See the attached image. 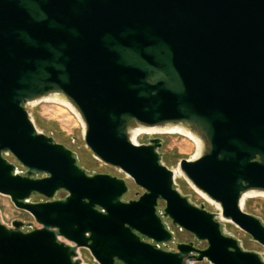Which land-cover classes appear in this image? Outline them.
Here are the masks:
<instances>
[{"label":"water","instance_id":"1","mask_svg":"<svg viewBox=\"0 0 264 264\" xmlns=\"http://www.w3.org/2000/svg\"><path fill=\"white\" fill-rule=\"evenodd\" d=\"M55 100L74 111L96 160L146 190L138 202L122 203L123 181L88 177L37 128L28 106ZM175 128L202 148L178 174L219 214L176 188L161 139H132ZM60 190L70 197L29 202ZM248 194L264 197V0H0V195L41 226L0 220V264H84L80 249L98 264H264L219 221L264 248V224L241 205ZM159 200L208 247L168 253L143 242L172 240Z\"/></svg>","mask_w":264,"mask_h":264},{"label":"rangeland","instance_id":"2","mask_svg":"<svg viewBox=\"0 0 264 264\" xmlns=\"http://www.w3.org/2000/svg\"><path fill=\"white\" fill-rule=\"evenodd\" d=\"M28 111L35 121L37 128L48 136L69 149L73 150L83 166L90 171L96 172H113L108 166L96 160L93 153L86 147L84 141V127L79 119L66 107L56 105L54 103H41L37 105H29ZM146 135L150 137H160L163 139V147L160 150L162 162L172 170H178V165L182 160H190L196 156L197 148L191 139L181 134H142L138 137V144H142L146 139ZM8 159L16 164L14 157L9 156ZM176 188L184 196H187L190 202L198 207L204 206L211 213H220V209L206 199L203 195L193 190L184 178L178 174L176 179ZM244 212L260 219L264 224V197L257 196L248 198L243 207ZM23 216L11 202L10 198L0 195V220L7 227L13 220L23 218L26 221H31L37 228H41L35 220ZM219 221L222 225L224 233L232 236L240 241L243 249L248 252L257 253L264 261V248L253 239L236 227L232 222L220 217ZM180 242L193 240L188 233L181 231L178 234ZM194 241V240H193ZM200 249H206L207 243L195 242ZM169 249L173 250L174 246ZM82 259L86 264H98L94 261L90 253L82 251ZM200 264H210L203 262Z\"/></svg>","mask_w":264,"mask_h":264},{"label":"flooded vegetation","instance_id":"3","mask_svg":"<svg viewBox=\"0 0 264 264\" xmlns=\"http://www.w3.org/2000/svg\"><path fill=\"white\" fill-rule=\"evenodd\" d=\"M153 139H161L163 141V139L160 138V137H150V136L146 135V139H145L146 142L142 143L141 145H149L150 141L153 140ZM72 152L74 153V155H75V157H76V159L78 161V163H77L78 167L80 169H82L86 173V175L88 177L93 178V177H95L97 175H106V176H110L111 178H114V179H117V180H120V181L124 182V185L126 187V192L121 197V202L122 203L129 204V203H132V202H138L141 199V197H143L146 194V190L144 188H142L141 186L137 185L125 173L121 172L120 169L108 166L110 169H112L113 172L90 171L89 169H87V168H85L83 166V164L79 160V157L77 156V154L73 150H72ZM15 165H16V173L21 175V176H23V177H26L28 170L23 168L17 161H16ZM47 176L48 175H46V174H35L33 178L41 179V178H45ZM68 197H70V193L68 191L60 190V191L56 192L55 197L52 200H49L48 198L37 194V195L32 196L30 198L29 202L30 203H49V202H53V201H64ZM165 208H166L165 202L159 200L158 204H157V207H156L157 214H158V216H160V218L162 220V223L164 224L166 230L169 231L172 234V240L170 242H168V243H155L154 241L149 240V239H147L146 237H143V236H141V240L143 242L147 243V244L153 245L157 249L163 250V251L168 252V253H177L178 246L180 244H186V245L193 244L195 247H197L195 242H198V241L195 239V237L193 235H191L190 233H188L186 231L185 232L188 233L190 235V237L194 241L191 240V241L180 242L178 240V234L181 231H184V230H182L178 226H175L173 224L172 220H170L169 217H165V213H164ZM96 210H98V211H100L102 213H105V211L103 209H101L100 207H96ZM19 211L23 212V216H26V217H29V218L32 219V217L28 213H26V212H24L22 210H19ZM17 221L24 224V227L22 228L24 232H29V231L37 228L36 225H34L33 222L26 221L23 218H18L16 220H13L12 223L9 225V228H11L13 223L17 222ZM32 221H33V219H32ZM62 241L65 242L66 244H69V242H66L64 239H62ZM170 246H174V249L173 250L169 249ZM197 248H199V247H197ZM82 251H86V252L90 253V251L88 249H80L79 253H80L81 259H82V255H81ZM90 255H91V253H90ZM83 262H84V260H83ZM84 264H86V263L84 262ZM116 264H122V263L116 262Z\"/></svg>","mask_w":264,"mask_h":264},{"label":"bare ground","instance_id":"4","mask_svg":"<svg viewBox=\"0 0 264 264\" xmlns=\"http://www.w3.org/2000/svg\"><path fill=\"white\" fill-rule=\"evenodd\" d=\"M55 101L56 102L54 104L66 107L69 111H71L74 114V111L66 103L60 102L59 100H55ZM142 134H181V135L186 136L189 139H191L193 141V143L196 145V148H197L196 156H198L201 153V149L202 148L200 146V143L190 133H188L186 131H183L182 129L175 128V129H165V130H157V129L138 130V131L134 132L133 135H132L133 141L138 143L137 139ZM174 171L176 173V177H178V170H174ZM257 196L258 195L256 194V197ZM252 197H255V195L254 194H248V195L244 196V198H243V200L241 202L242 208L244 207V204H245L246 200L248 198H252Z\"/></svg>","mask_w":264,"mask_h":264},{"label":"built area","instance_id":"5","mask_svg":"<svg viewBox=\"0 0 264 264\" xmlns=\"http://www.w3.org/2000/svg\"><path fill=\"white\" fill-rule=\"evenodd\" d=\"M5 225V224H4Z\"/></svg>","mask_w":264,"mask_h":264}]
</instances>
